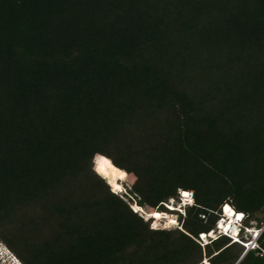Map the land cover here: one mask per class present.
I'll return each instance as SVG.
<instances>
[{"label": "trees", "instance_id": "trees-1", "mask_svg": "<svg viewBox=\"0 0 264 264\" xmlns=\"http://www.w3.org/2000/svg\"><path fill=\"white\" fill-rule=\"evenodd\" d=\"M105 171L152 212L193 192L182 229ZM225 205L242 243L203 248ZM0 242L23 264H264V0H0Z\"/></svg>", "mask_w": 264, "mask_h": 264}, {"label": "built area", "instance_id": "built-area-1", "mask_svg": "<svg viewBox=\"0 0 264 264\" xmlns=\"http://www.w3.org/2000/svg\"><path fill=\"white\" fill-rule=\"evenodd\" d=\"M186 191H181L180 192V201L176 204V200H170L169 203L164 204L165 207L170 210L172 213L177 212L176 215L178 216L177 218V223L179 224V228H181L180 225V217H186V208L188 206H193L195 204V197L193 192H188L191 194L190 197L184 198L182 196V193ZM189 200L194 201L193 203H189ZM225 207V206H224ZM224 207L222 210V219L218 223L217 230L216 231H211L212 235H207V234H201L199 237V243L200 245L204 248L210 240H215L217 239L220 235L227 236L231 238L234 242L240 241V237L238 236V232H241L242 230V220H236V223H234V227L237 230V233H234L232 229H228L227 226L230 224V219L228 216H226L224 213ZM174 215V214H171ZM202 218H205L202 216ZM262 233V231H257ZM256 234V233H255ZM259 236L255 235L253 238V241L245 244L248 245L247 249L248 250H255L258 248V245L256 244L257 239ZM255 245V246H252ZM209 262L208 259L204 261L203 264H208ZM0 264H23L21 260L2 242H0ZM210 264V263H209Z\"/></svg>", "mask_w": 264, "mask_h": 264}, {"label": "rangeland", "instance_id": "rangeland-1", "mask_svg": "<svg viewBox=\"0 0 264 264\" xmlns=\"http://www.w3.org/2000/svg\"><path fill=\"white\" fill-rule=\"evenodd\" d=\"M107 179L106 180L108 182L111 179V177L109 176V174L107 175ZM135 180H136L135 177H133V180L130 181V182H127V179H126V182L122 183V185L124 187V190L121 191V192H117V193L118 194L121 193L125 197H127L126 196L127 193H128L127 192V189H131L132 188L133 184L135 183ZM128 199H130V198L128 197ZM177 203H178V201L176 202V204ZM132 205H133V207L135 209H138L139 208L136 203H133ZM139 209H141V211H138V213L142 217H144L146 220H148L149 218H152L153 219V221L151 222V229H156V230H176L179 227V224L177 223L178 216L176 214L171 215V214L161 213V212H152V209H150V208H147L146 210L143 209V208H139ZM153 213H158L159 214V218H156L155 216H152ZM174 213H177V212H174ZM173 220L176 221L175 224L172 223ZM234 223H236V220L234 221ZM153 224H155V225L157 224L155 228L152 227ZM165 225H167V227H165ZM252 225L254 227L253 228L254 231H246V235L249 236V237H255V235H256L255 233L257 232V230H256V223H252ZM259 231H263V230H259Z\"/></svg>", "mask_w": 264, "mask_h": 264}, {"label": "snow or ice", "instance_id": "snow-or-ice-1", "mask_svg": "<svg viewBox=\"0 0 264 264\" xmlns=\"http://www.w3.org/2000/svg\"><path fill=\"white\" fill-rule=\"evenodd\" d=\"M104 163H105V164H108L109 161L105 160ZM182 196H183L184 198H188V197L191 196V194L188 193V192H183V193H182ZM193 202H194V201L189 200V203H193ZM135 210H136V211H141V209H135ZM224 211H226V212H230V213H232L233 215H235L236 218H237V220H242V219L244 218V213H242V212H237V211H236L233 207H231V206H227V205H225V207H224ZM152 215L155 216L156 218H159V214H158V213H153ZM172 223L175 224L176 221L173 220ZM152 227L155 228L156 225L153 224ZM165 227H167V225H165ZM246 231H254V230H253V229H246ZM207 235L210 236V235H212V233H208ZM256 235H257V236H260L261 233H260V232H256ZM236 242H238V243H242V241H236ZM252 246H255V245H252ZM245 247H248V245H245Z\"/></svg>", "mask_w": 264, "mask_h": 264}, {"label": "bare ground", "instance_id": "bare-ground-1", "mask_svg": "<svg viewBox=\"0 0 264 264\" xmlns=\"http://www.w3.org/2000/svg\"><path fill=\"white\" fill-rule=\"evenodd\" d=\"M105 176L107 177V175L109 174V176L111 177V181L116 185V187L119 189V191H123L124 190V187L122 185V183H124L122 180H120L117 176H115L111 171H105L104 172ZM139 209V208H138ZM226 213L225 215L229 217V219L231 220L230 221V224L227 226L228 229H232V231L234 233H237V230L236 228L234 227V221L237 220L236 216H234L232 213L230 212H224ZM143 215V214H142ZM146 215V214H145ZM144 216V215H143ZM153 216V215H152ZM157 225V224H156Z\"/></svg>", "mask_w": 264, "mask_h": 264}, {"label": "water", "instance_id": "water-1", "mask_svg": "<svg viewBox=\"0 0 264 264\" xmlns=\"http://www.w3.org/2000/svg\"><path fill=\"white\" fill-rule=\"evenodd\" d=\"M119 196H120L125 202H127V203L131 206V208H132L133 210H135V208L133 207L131 201H130L127 197H125V196H124L123 194H121V193H119ZM135 211H136V210H135ZM136 212H138V211H136Z\"/></svg>", "mask_w": 264, "mask_h": 264}, {"label": "clouds", "instance_id": "clouds-1", "mask_svg": "<svg viewBox=\"0 0 264 264\" xmlns=\"http://www.w3.org/2000/svg\"><path fill=\"white\" fill-rule=\"evenodd\" d=\"M188 207H192V206H188ZM188 207H187V208H188ZM187 208H186V209H187ZM243 219H244V218H243ZM243 219H242V221H243ZM240 233H241V232H238V235H240Z\"/></svg>", "mask_w": 264, "mask_h": 264}, {"label": "crops", "instance_id": "crops-1", "mask_svg": "<svg viewBox=\"0 0 264 264\" xmlns=\"http://www.w3.org/2000/svg\"><path fill=\"white\" fill-rule=\"evenodd\" d=\"M156 230V229H155Z\"/></svg>", "mask_w": 264, "mask_h": 264}]
</instances>
